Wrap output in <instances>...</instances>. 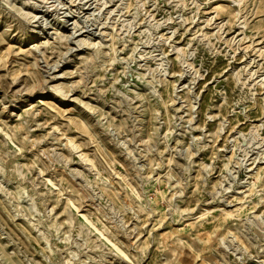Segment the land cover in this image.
<instances>
[{
    "label": "rangeland",
    "instance_id": "obj_1",
    "mask_svg": "<svg viewBox=\"0 0 264 264\" xmlns=\"http://www.w3.org/2000/svg\"><path fill=\"white\" fill-rule=\"evenodd\" d=\"M0 264H264V0H0Z\"/></svg>",
    "mask_w": 264,
    "mask_h": 264
}]
</instances>
